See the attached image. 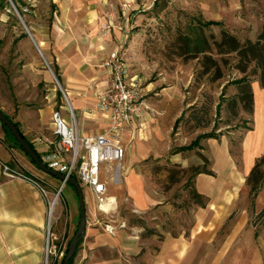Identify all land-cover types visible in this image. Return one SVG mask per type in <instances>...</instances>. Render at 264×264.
Listing matches in <instances>:
<instances>
[{"label":"rangeland","instance_id":"rangeland-1","mask_svg":"<svg viewBox=\"0 0 264 264\" xmlns=\"http://www.w3.org/2000/svg\"><path fill=\"white\" fill-rule=\"evenodd\" d=\"M23 7L13 0H0V110L12 118L18 111L31 113L43 108L50 94L54 95L53 107L60 101L64 104L56 74L48 63L50 58L45 51H41L42 55L39 53L27 33V13ZM119 7L123 9L124 6L120 4ZM134 14H140L137 24L132 23ZM118 19L123 20L121 10H118ZM207 20L217 21L219 25L204 27L206 35L217 37L219 29L224 28L239 41L253 40L264 24V0H149L146 6L139 3L132 10V16L128 17L130 25L124 31L126 38L117 49L123 54L130 75L136 77L144 91L146 108L139 119L146 125V130L142 131L140 140L128 139L118 165L105 163L106 194L114 198V205L109 206L111 209L108 212H101L93 195L79 184L85 212L81 240L82 237H91L85 236L86 227H97L102 231L104 224L130 232L135 227H141V222L153 229L157 237H162L158 231L164 234L185 233L192 221L193 203L189 190L194 188V175L187 168L202 165V155L196 150L180 152L182 161L189 162L185 166L169 162L167 156L171 148L188 144L200 133H216L217 141L225 140L235 164H240L242 136L252 128L255 112L252 108L248 114L238 107L235 117L228 113L225 100L236 93L231 82L241 76L230 66L232 56H225L227 64H220L222 77L212 81L208 75L198 74V58L185 60L174 52L173 41L178 32L183 33L188 24ZM247 77L250 85L257 81L254 75ZM257 100L258 107L264 111V97L257 96ZM161 103L163 106L160 107ZM200 106L208 108L209 122L206 127L194 128L187 116L191 108ZM181 112V119L174 131L170 129L169 133L174 116ZM162 117L168 119L162 121L157 138L153 137L155 142L148 145L152 155L145 154L143 149L139 156L133 155L136 150L134 145L141 149V143L149 139L150 123ZM128 131H131L130 127L124 132ZM199 144L202 150L210 148L205 139H200ZM122 148L124 150V146ZM16 149L22 161L13 156L3 163L32 177L46 191V198L42 197L44 227L40 264H58L78 221L75 191L67 183L61 185L57 179L31 166L22 151ZM164 165H176L183 169L176 174L177 181L169 186H166ZM202 166L207 169L209 162L206 160ZM53 199L55 202L49 215L46 201ZM107 205L106 202L101 207L105 209ZM81 240L73 264H78L83 246ZM151 248L155 247L152 245Z\"/></svg>","mask_w":264,"mask_h":264},{"label":"crops","instance_id":"crops-1","mask_svg":"<svg viewBox=\"0 0 264 264\" xmlns=\"http://www.w3.org/2000/svg\"><path fill=\"white\" fill-rule=\"evenodd\" d=\"M13 1L18 6L24 5V0ZM124 1L128 6L119 9ZM148 1L38 0L23 10L27 13V33L39 53L45 51L50 58L48 63L54 69L57 85L66 101L63 99L64 104L60 101L53 107L54 95L50 94L48 103L31 113L18 111L12 118L0 111L17 123L22 135L40 154L51 146L39 147L33 142L38 137L46 141L54 139L49 124L52 110L58 109L61 115L66 116L69 106L83 135H94L106 126L105 115L97 109L94 97V91L102 89L107 82V72L101 61L109 51L120 47L126 38L124 31L130 25L128 17L132 16V10L139 3L146 6ZM118 10L123 12L121 21ZM134 15L132 23L137 24L140 14ZM106 20L110 27L102 31L100 26ZM48 63L45 62L47 67ZM250 89L255 122L242 136L240 164H235L227 142L217 141L218 137L204 138L209 149L202 150L201 144L196 149L209 162L207 170L210 173H197L193 177L194 189L205 198V202L203 206L193 204L192 221L186 232L164 234L158 231L162 237L154 233L141 237V227L127 232L115 226L111 234L103 227L102 231L97 227H86L85 236L91 237H82L78 264H264V230L255 232L249 223L251 215L264 207V180L252 199L248 197L245 184L249 169L264 149V111L257 105V96L264 97V86L254 81ZM178 116H174L169 133ZM166 118L150 123L149 139L141 143V149L135 144L133 155L139 156L143 150L145 154H151L148 145L155 142L153 137L157 138ZM129 127L131 131L123 132L119 139V144L124 146L123 151L128 139L138 141L142 131L146 130V125L139 118ZM0 132V264H40L43 199L31 184L1 173V163L13 156L22 161V156L1 125ZM167 158L181 166L189 163L182 161L180 152L168 153ZM104 168L106 173L107 166ZM108 197L107 204L113 207L114 198ZM152 245L155 248H151Z\"/></svg>","mask_w":264,"mask_h":264},{"label":"built area","instance_id":"built-area-1","mask_svg":"<svg viewBox=\"0 0 264 264\" xmlns=\"http://www.w3.org/2000/svg\"><path fill=\"white\" fill-rule=\"evenodd\" d=\"M38 0H24L23 10ZM122 6H126L124 1ZM110 23L106 20L100 29L106 31ZM106 69V85L94 91L97 109L105 115L106 126L94 135H83L79 132L74 115L67 107V115L63 116L58 109L52 110L49 115V124L52 141L38 137L34 139L36 146H51L40 154L41 162L48 168L74 175L77 183L84 186L95 198L98 209L108 212L111 207L104 208L102 204L108 202L106 194V180L104 176L105 163L112 162L118 165L123 156V148L119 144L121 134L130 124L139 118L145 110L144 91L135 76L130 75L128 65L119 49L109 51L101 61ZM62 98L66 97L59 87ZM1 173L9 178H17L31 184L43 197L46 191L35 179L1 163ZM115 179V169L113 171ZM59 190L56 194H58ZM55 200V199H53ZM53 200L46 201L48 214H51ZM104 230L112 232L113 226L104 224ZM48 236V231H47Z\"/></svg>","mask_w":264,"mask_h":264},{"label":"trees","instance_id":"trees-1","mask_svg":"<svg viewBox=\"0 0 264 264\" xmlns=\"http://www.w3.org/2000/svg\"><path fill=\"white\" fill-rule=\"evenodd\" d=\"M209 25H219L217 21L207 20L202 22H197L196 24H188L185 27L183 33L178 32L174 41L173 47L174 52L177 56L183 59L198 58V74L208 75L210 80H216L222 77V72L220 64H227V58L225 56H232V62L230 66L241 73V76L232 80V84L236 88V93L228 97L225 102L227 105L228 113L233 117L237 115V108L240 107L246 113H250L252 109V93L250 89V83L247 75H254L260 86H264V24L261 26L259 32L256 34L253 40L245 39L244 41H239L232 33L220 28L218 36L214 37L212 34L206 35L204 33V27ZM214 56H218L217 58ZM187 119L192 122L194 128L206 127L208 119V108L200 106V108H191ZM219 109V102L216 105V112ZM10 121L7 115L3 114ZM182 112L174 120L172 125V132L174 131L177 123L181 119ZM15 129L22 136L23 140L28 144V146L33 149L37 157L40 159V153L35 150L32 144L28 141L25 136L20 132L17 123L12 121ZM0 125L7 135L10 142L22 151V153L28 158L29 162L36 168L33 161L30 160L27 153L18 145L10 131L5 125L0 122ZM217 134L208 131L198 134L192 141L186 145H179L170 149L169 154H174L177 152H183L188 150H196L200 147L199 140L204 138H217ZM202 165L206 163V159L201 156ZM202 165H191L187 169L191 171L193 175L197 173H210ZM166 171V186L177 181L178 177L176 174L181 172L182 168H177L176 165L171 167H162ZM39 170V169H38ZM154 172V171H153ZM74 177V175H71ZM52 177V176H51ZM54 178V177H53ZM264 180V149L262 154L254 161L253 165L249 169L246 177L245 184L248 187L249 197L252 199L256 193L262 187ZM74 190V188L68 184ZM75 191V190H74ZM189 197L193 204L198 206H203L205 198L199 194L194 188L189 190ZM250 225L254 228L255 232L258 229L264 230V207L257 213L251 215L249 220ZM142 232L141 237H146L154 233V230L145 227L141 222ZM71 239V238H70ZM67 242L66 248L70 242ZM81 238L77 241L74 252L69 258L67 264H73L74 255L76 253L78 244ZM65 248V252H66ZM61 257L58 264H61L62 259L65 255Z\"/></svg>","mask_w":264,"mask_h":264},{"label":"water","instance_id":"water-1","mask_svg":"<svg viewBox=\"0 0 264 264\" xmlns=\"http://www.w3.org/2000/svg\"><path fill=\"white\" fill-rule=\"evenodd\" d=\"M0 122L7 127V129L10 131V133L12 134V136L14 137V139L16 140L18 145H20V147L27 153L30 160L33 161V163L36 165V167L40 171L54 177L55 179H57L61 183V185L64 183L70 184L75 190L77 207H78V221H77L76 229H75V231H74V233L70 239V242L66 248L65 255H64L62 262H61V264H67L69 258L72 256V254L74 252L77 241L81 238V235L84 231V226H85L84 201H83L82 192H81V189L79 187V184L77 183V181L74 177L67 176V175H65V173H62V172H59L57 170L50 169V168L46 167L39 160V158L37 157V155L35 154L33 149H31L28 146V144L23 140L22 136L15 129L12 121L7 119L1 111H0Z\"/></svg>","mask_w":264,"mask_h":264},{"label":"bare ground","instance_id":"bare-ground-1","mask_svg":"<svg viewBox=\"0 0 264 264\" xmlns=\"http://www.w3.org/2000/svg\"><path fill=\"white\" fill-rule=\"evenodd\" d=\"M55 200H53V204H54Z\"/></svg>","mask_w":264,"mask_h":264}]
</instances>
